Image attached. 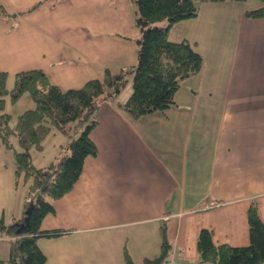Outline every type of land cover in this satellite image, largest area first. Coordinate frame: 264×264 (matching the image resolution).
Listing matches in <instances>:
<instances>
[{"label":"crops","instance_id":"crops-1","mask_svg":"<svg viewBox=\"0 0 264 264\" xmlns=\"http://www.w3.org/2000/svg\"><path fill=\"white\" fill-rule=\"evenodd\" d=\"M81 1L89 5L82 7L86 21L73 36L74 45H61L60 39L39 29L59 31L53 15L56 5L35 22L27 21L33 29L24 31L17 43L3 32L7 21L0 19V59L7 65L0 62V71L41 69L53 84L67 90L102 79L105 70L119 73L136 66L139 46L134 40L141 35L130 24L135 9L131 12L124 0H116L117 5ZM252 1L201 3L196 17L171 27L168 39L187 41L201 55L202 67L180 82L170 107L134 118L120 107L130 93L128 80L118 93L106 89L96 105L97 125L91 132L96 156L84 160L72 189L52 201L53 213L42 222L43 230L61 232L37 239L46 264V245L58 252L52 264H115L122 252L124 258V250L133 264H142L159 255L163 222L172 244L169 264H210L201 262L197 251L203 228L212 231L215 245L249 243L247 210L252 202L264 223V18L245 17L247 9L261 4ZM11 2L7 4L14 9ZM235 7L238 13H222ZM92 14L95 21L90 20ZM114 17L125 20L126 37L117 33L120 39L114 38ZM225 19L231 26L228 37ZM228 42L232 51L220 52ZM46 52L53 60L38 62L39 67L29 63L30 53L35 60ZM68 73L72 76L66 82ZM203 133L213 134L207 144L199 141ZM59 146L57 155L40 168L60 156L64 143ZM5 149L0 144V218L9 224L27 208V186H22L20 202L14 201V156ZM3 187L12 189L4 190L12 194L10 204L1 194ZM13 239L0 235V260L8 257Z\"/></svg>","mask_w":264,"mask_h":264},{"label":"trees","instance_id":"trees-1","mask_svg":"<svg viewBox=\"0 0 264 264\" xmlns=\"http://www.w3.org/2000/svg\"><path fill=\"white\" fill-rule=\"evenodd\" d=\"M224 0H137L135 25L141 31L137 41L138 63L132 68V91L120 107L132 117L163 110L174 104V95L180 82L200 71L202 57L187 41L172 42L168 39L171 27L198 14V4L222 2ZM248 1V0H231ZM260 5L245 11L249 19L264 18V0ZM165 20L164 25L148 27ZM124 71L112 73L105 70L102 79L88 80L77 89L62 90L53 84L41 69H30L15 73L14 85L6 87L7 73L0 71V144L13 149V139L19 150L14 152L15 177L23 175L28 182L26 204L35 195L15 223L6 224L0 218V235L13 236L8 257L0 264H46L47 256L40 249L37 239L51 237L61 232L42 229L44 218L53 213L52 201L68 193L82 173L84 160L96 156L97 149L91 132L97 125L95 119L98 97L106 89L118 93L123 87ZM24 93L35 104L26 109L10 124L11 116L3 112L5 98L17 101ZM77 122H86L78 138L69 143L70 155L56 159L46 167L37 168L32 162L31 150H41L42 142L55 128L70 137ZM249 243L244 246L215 245L212 231L203 228L197 238V251L201 262L210 264H261L264 262V223L257 203L252 202L247 210ZM21 224L23 227L21 231ZM161 245L157 257L145 258L142 264H162L168 261L172 244L168 240L167 225L160 227ZM126 264H133L124 250Z\"/></svg>","mask_w":264,"mask_h":264},{"label":"rangeland","instance_id":"rangeland-1","mask_svg":"<svg viewBox=\"0 0 264 264\" xmlns=\"http://www.w3.org/2000/svg\"><path fill=\"white\" fill-rule=\"evenodd\" d=\"M29 0H12V2L9 0H0V19H3L5 21H7V24L3 27V32L6 34V36H10L11 38H13L16 43L17 41L20 39V37L23 35L24 31H31L30 29H33V23H31V26L29 25V23L27 21L30 22H35L36 21V16L39 15H46L48 12H53L51 9L53 6L56 5V8L54 10L53 15L56 16V20L59 22V25H61L59 27V31L57 32H53L52 30H50L47 26H40L39 29H41L43 32L45 33H50L51 35H54L56 38L61 40V45H74L72 42V38L73 36L76 34V32L78 31V29L81 27V25L83 24V22H85V18L83 16V14L81 13L82 7L88 3H85L81 0H33L29 5L27 4ZM106 2L109 3H114L116 4V0H105ZM133 1V4H132ZM11 2V5H13L14 9H12L7 3ZM60 2V4H59ZM62 2V3H61ZM120 2V1H119ZM248 3L252 4V0H248ZM58 3V4H57ZM120 4V3H119ZM121 5V4H120ZM123 5H126L132 12L133 8L135 9V13L134 16H130V24L133 25V27L135 28L134 30L138 31L141 35V31L140 29L135 25V17H136V10H137V0H124L123 1ZM99 6V3L97 1L93 2V7L97 8ZM5 9V10H4ZM239 11V7H235V8H230L227 9L225 11H223L222 13L225 14H234V13H238ZM95 16V14H92V17L90 15V20H94L93 17ZM19 21H26L27 23H19ZM95 21V20H94ZM166 22L165 20L154 23V24H150L148 25V27H152V26H156V25H164ZM20 24V26H19ZM114 25H118L117 27H110V31L112 33H115L113 36L116 39H120V37L118 35H116L117 33L125 36V33L123 32L124 28H125V20L122 17H114ZM213 25H215V23H213ZM223 25V30L224 33L226 35V37H228L231 33V26L229 23L228 19H225L222 23ZM0 30L1 27H0ZM132 33V30L130 31ZM30 35H33L32 32L29 33ZM123 39V38H122ZM118 42H120V40H116ZM135 42H137V39L134 40ZM62 47V51L64 50L65 47ZM220 52L225 51L226 53L231 52L232 51V44H230V42L227 43L226 46V50L221 47L219 48ZM31 57V59L29 60L30 64H37V66L39 65L38 62H41L43 60L47 61V60H53L52 59V54L50 52H46V54L44 56H39L37 59L32 60L34 57L32 56L33 53L29 54ZM23 57V56H22ZM28 57V58H29ZM1 65L3 67H7V65H5L4 61L0 59ZM47 68L46 71L47 72H51L52 71V67L51 64H47ZM9 67V66H8ZM23 67H30V66H23ZM39 67V66H38ZM11 71V72H10ZM7 73V79H6V87L8 89H11L14 85V79H15V73H17L14 70H10ZM18 71V70H17ZM44 71V70H43ZM124 76H123V81L128 83L126 85L127 90L132 91V77H133V72H132V68L130 67V69L125 70L124 72ZM68 76H72V74L68 73ZM58 81H59V77H57ZM70 80V77L66 78L65 81L68 82ZM55 81V80H53ZM123 92V90H122ZM130 93L128 94L127 97H129ZM101 97L96 98L95 103L96 105H98V102L100 100ZM181 100H186L187 101V96H182ZM28 103H33V101L30 99V97L27 95V93H24L22 96H20V98L13 102L11 101L9 96H6L5 98V107L3 112L8 113L11 116V120H10V124L13 127L15 125V120L16 117L22 113L23 111H25L26 109H32L35 107V104L33 103L31 107H28ZM185 110V109H183ZM158 111V110H157ZM215 120V119H214ZM214 120L211 119L212 123H214ZM86 126V122H77L75 123L72 131H71V137L65 136L63 134H61L59 131H57L55 128H52L50 133L46 136V138L44 139V141L42 142L43 148L41 150H36V149H32L31 152V156H32V161L33 164L37 167L40 168L39 165H42V163H44L46 160H48V158L53 157L55 155H57V150L56 147L58 146L60 148L59 145H61V142L64 143V148H61V154H59L61 156L70 155V150L68 148L69 143L78 138L79 135L81 134V132L83 131V129ZM212 126V125H211ZM213 137L212 133H203V135L200 138V142L201 144H207ZM13 149L8 150L9 152H11V154H13L14 156V152L18 151L19 145L17 143L16 139H13ZM55 146V148H53ZM195 148L199 149L200 146H197V144L195 143L194 145ZM6 150V149H5ZM55 163L57 162V160L54 161ZM14 163H15V158H14ZM13 175L15 173V168L12 171ZM13 178H15L13 180L14 182V186L15 184H18V188L17 191L13 197V200L15 201V199H17V202H20V193H21V189L23 184L26 185L28 187V182L24 181V177L23 175L19 176V178H16L13 176ZM16 182V183H15ZM4 190H12L11 188H7L5 189L4 187L1 189V194L3 197H7L8 203L10 204V199L12 197V194L8 196V191L6 193V191ZM35 199V195H33L32 197H30L28 199V205L27 208L29 207V205H31L34 202ZM22 200V197H21ZM21 213L19 212L18 215H20ZM15 222H10L9 224H12ZM45 251L48 253L49 256V262L48 264H52L53 259L56 258V254L58 253L56 251V249L54 250L53 253V248H51L50 246H43ZM128 248L131 250V244H128ZM122 251V249H121ZM135 253V252H134ZM135 257H137V254H134ZM115 264H126L125 259L123 258V252H122V258L121 260L118 261H114ZM162 264H169V260L166 262H163Z\"/></svg>","mask_w":264,"mask_h":264},{"label":"water","instance_id":"water-1","mask_svg":"<svg viewBox=\"0 0 264 264\" xmlns=\"http://www.w3.org/2000/svg\"><path fill=\"white\" fill-rule=\"evenodd\" d=\"M22 227H23V224H21L20 229L18 230V232L21 231V228H22Z\"/></svg>","mask_w":264,"mask_h":264}]
</instances>
